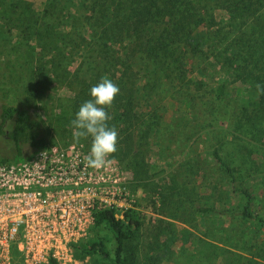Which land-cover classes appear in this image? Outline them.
<instances>
[{
	"label": "rangeland",
	"instance_id": "rangeland-1",
	"mask_svg": "<svg viewBox=\"0 0 264 264\" xmlns=\"http://www.w3.org/2000/svg\"><path fill=\"white\" fill-rule=\"evenodd\" d=\"M23 1L35 12H41L46 3V0ZM238 11L236 1L232 0L220 3L214 15L220 25L228 28L233 14ZM0 16V100L27 107L45 121L49 143L73 145L80 157L85 158L90 152L91 137L74 141L70 117L66 111L59 112L71 92L55 86L53 93L40 100L31 95L33 88L26 86L27 75L15 78L17 52L21 54L22 63L24 59L28 61L27 67L39 65L43 58L34 41L26 39L23 26L15 27L5 13L0 12ZM262 17L264 5L255 7L251 15L242 19L251 27ZM238 20L237 27L234 21L222 42L220 33L209 35L207 57L198 64L199 68L189 62L184 77L172 81L166 95L151 102L156 108L151 129L139 121L133 127L134 143L130 145L126 143L122 127L116 128L117 151L110 157L111 162L104 168H93L96 205H113L116 217L125 224L124 214L130 208L140 218L141 225L133 229L125 244L124 256L132 264H224V259L228 264H264L261 186L264 182V131L255 136L252 152L245 155L244 140L239 137L237 128H233L235 117L229 112H234V103L239 100L246 103L252 94L248 84L240 83L238 72L233 74L229 70L231 66L224 64L231 58L229 41L239 34ZM70 69L78 70L76 62ZM222 82L225 83L224 93L221 101H217V87ZM17 83L20 87H16ZM179 88L187 91L186 98L178 95ZM194 98L198 106L192 103ZM197 98H202L205 104ZM209 104L216 109L212 113L219 119L214 120L207 109ZM48 114L54 115L51 120ZM262 121L264 130V118ZM213 147L219 148L222 158L234 168L237 176L234 185L212 156ZM242 149L247 158L241 155ZM23 150L25 157L33 154L26 146ZM0 155H9L1 140ZM19 159L12 156L7 161ZM256 164L259 169L253 175L258 177H247ZM233 187L244 188L253 196L252 208L262 221L236 216V206H241L245 199ZM200 207L211 209L203 213L198 211ZM83 239H101L109 252L115 246L113 234L104 225L95 223ZM215 245L220 254L208 259L205 252ZM72 251L75 262L71 264H113L99 255L80 253L74 245Z\"/></svg>",
	"mask_w": 264,
	"mask_h": 264
},
{
	"label": "trees",
	"instance_id": "trees-1",
	"mask_svg": "<svg viewBox=\"0 0 264 264\" xmlns=\"http://www.w3.org/2000/svg\"><path fill=\"white\" fill-rule=\"evenodd\" d=\"M228 1L232 0H46L43 10L35 12L23 0H2L0 12L5 13L15 27L23 26L26 39H32L34 46L40 48L43 60L39 65L27 67L28 61L24 59L22 63L19 52L15 59L18 64L13 74L17 79L27 75L26 86L33 88L31 95L41 100L53 93L55 86L65 88L71 94L67 96L68 102L59 107V112L66 111L73 120L80 105L91 99V87L101 78L112 80L120 93L107 108L112 117L108 123L110 127H122L126 143L130 145L134 143L133 127L139 121L150 129L153 125L156 108L151 102L164 97L172 81L184 77L189 62L199 68L198 64L207 57L208 36L220 33L222 42L234 21L237 27L239 18V34L228 44L231 58L223 63L231 66L229 70L233 74L238 72L240 83L251 88H248L252 94L246 103L239 100L232 106L234 112L229 111L235 117L233 128H237L239 137L244 140L242 148L248 155L255 136L264 131L261 129L264 95L257 94V84L264 86V17L248 27V21L242 16L251 15L255 7L264 5V0H235L239 11L233 14L228 28H224L216 20L214 10ZM75 62L76 71L70 69ZM224 82L217 87V101L223 96ZM19 85L17 83L16 87ZM178 91V95L186 98L187 91L181 88ZM197 99L205 104L202 98ZM195 101L194 98L192 103L198 106ZM207 109L210 113L216 111L210 104ZM52 116L47 115L49 120ZM213 116L214 120L219 119L212 113ZM44 124L45 121L27 107L0 100V140L9 152V155H0V161L12 156L25 157L24 146L31 152L44 148L49 143ZM211 154L234 185L237 177L234 168L222 158L219 148L213 147ZM241 155L247 158L243 149ZM258 169L256 164L247 177L254 176ZM261 186L264 195V182ZM233 188L245 199L241 206H236V216L262 221L252 208L253 196L244 188ZM210 209L200 207L198 211L204 213ZM124 215L126 224L116 217L113 205L100 208L94 214V223L104 225L114 236L112 252L101 239H82L73 245L80 253L96 254L113 264H132L124 256L125 244L141 221L131 208ZM218 249L212 246L205 256L210 259L220 254ZM223 262L229 263L226 259ZM51 264L58 263L52 260Z\"/></svg>",
	"mask_w": 264,
	"mask_h": 264
},
{
	"label": "built area",
	"instance_id": "built-area-1",
	"mask_svg": "<svg viewBox=\"0 0 264 264\" xmlns=\"http://www.w3.org/2000/svg\"><path fill=\"white\" fill-rule=\"evenodd\" d=\"M93 174L73 145L60 143L0 161V264L75 262L72 245L108 207L96 205Z\"/></svg>",
	"mask_w": 264,
	"mask_h": 264
},
{
	"label": "clouds",
	"instance_id": "clouds-1",
	"mask_svg": "<svg viewBox=\"0 0 264 264\" xmlns=\"http://www.w3.org/2000/svg\"><path fill=\"white\" fill-rule=\"evenodd\" d=\"M120 88L112 80L101 78L91 87V99L83 102L76 116L71 120L73 139L79 142L81 138L91 137L89 154L85 157L90 168L101 169L108 165L110 157L117 151L118 131L109 126L111 116L107 108L111 107ZM257 94L264 95V86L257 84Z\"/></svg>",
	"mask_w": 264,
	"mask_h": 264
}]
</instances>
